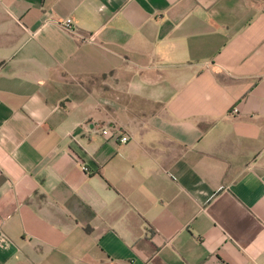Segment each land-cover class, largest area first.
I'll return each instance as SVG.
<instances>
[{"label":"crops","instance_id":"1","mask_svg":"<svg viewBox=\"0 0 264 264\" xmlns=\"http://www.w3.org/2000/svg\"><path fill=\"white\" fill-rule=\"evenodd\" d=\"M0 264H264V0H0Z\"/></svg>","mask_w":264,"mask_h":264},{"label":"built area","instance_id":"2","mask_svg":"<svg viewBox=\"0 0 264 264\" xmlns=\"http://www.w3.org/2000/svg\"><path fill=\"white\" fill-rule=\"evenodd\" d=\"M63 23L65 25H67L68 27H71L72 26V18L71 17H67L63 20ZM102 132L105 133L107 136H113L115 134V132L110 128V127H104L102 129ZM129 139V135H126V134H122L120 136V140L121 141H127Z\"/></svg>","mask_w":264,"mask_h":264}]
</instances>
